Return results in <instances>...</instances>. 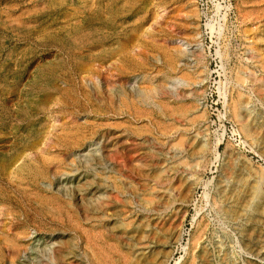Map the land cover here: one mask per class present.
Here are the masks:
<instances>
[{
	"label": "rangeland",
	"instance_id": "obj_1",
	"mask_svg": "<svg viewBox=\"0 0 264 264\" xmlns=\"http://www.w3.org/2000/svg\"><path fill=\"white\" fill-rule=\"evenodd\" d=\"M258 87L264 0H0V264H264Z\"/></svg>",
	"mask_w": 264,
	"mask_h": 264
},
{
	"label": "bare ground",
	"instance_id": "obj_2",
	"mask_svg": "<svg viewBox=\"0 0 264 264\" xmlns=\"http://www.w3.org/2000/svg\"><path fill=\"white\" fill-rule=\"evenodd\" d=\"M250 30V29H249ZM218 32V31H217ZM136 34V33H135ZM133 35V34H132ZM123 41H125V40H123ZM123 44V43H122ZM201 54V53H200ZM199 55V54H198ZM103 61V60H102ZM92 76V75H91ZM93 77V76H92ZM245 80V79H244ZM247 80V79H246ZM250 81H251V78H250ZM253 81V80H252ZM262 81V80H261ZM110 82V81H109ZM257 86V85H256ZM258 89H259V91L263 94V97H264V89H260V87H258ZM186 93V92H185ZM96 95V94H95ZM94 95V96H95ZM97 98V97H96ZM98 98H100V97H98ZM100 100V99H99ZM116 105V104H115ZM246 110V109H245ZM106 115V114H105ZM178 115V114H177ZM103 125V124H102ZM121 133V132H120ZM117 134V133H116ZM249 134V133H248ZM250 135V134H249ZM110 136V135H109ZM194 141V140H193ZM107 142V141H106ZM105 143V142H104ZM113 143V142H112ZM120 143V142H119ZM107 144V143H106ZM195 148V147H194ZM207 149V148H206ZM150 150V149H149ZM199 150V149H198ZM123 151V150H122ZM121 152V151H120ZM200 152H202V151H200ZM199 152V153H200ZM24 154V153H23ZM107 155H108V153H107ZM196 155V154H195ZM145 156V155H144ZM153 157V156H152ZM99 159V158H98ZM144 159V158H143ZM122 160V159H121ZM126 160V159H125ZM143 161V160H142ZM140 163V162H139ZM145 163V162H144ZM161 163V162H160ZM127 164V163H126ZM159 164V163H158ZM148 165V164H147ZM156 166H158L157 164H156ZM176 167V166H175ZM138 173V172H137ZM171 173V172H170ZM170 173H168V174H170ZM174 173V172H173ZM133 174H134V172H133ZM140 174V173H139ZM142 175H143V173H142ZM162 175V174H161ZM175 175H176V173H175ZM145 176V175H144ZM164 176V175H163ZM168 176V175H167ZM247 176V175H246ZM244 174H240V178L242 179V180H244L243 181V184L244 183H248L249 182V180H248V177H246ZM146 177V176H145ZM160 177V176H159ZM170 177V176H169ZM175 177V176H174ZM174 177H173V179H174ZM176 178V177H175ZM172 179V180H173ZM250 179V178H249ZM261 180V179H260ZM161 183L160 184H162L163 186L165 185L166 187L168 186V188L169 187H171V186H173L172 184H171V182H169L168 181V177H165V178H162V180L160 181ZM104 185V184H103ZM251 185V184H250ZM244 187V186H243ZM99 188V187H98ZM170 189V188H169ZM239 189H241V187L239 188ZM165 190V189H164ZM153 192V191H152ZM263 192V191H262ZM262 192L259 190V189H257V188H255V185L253 184L252 185V187L250 188V190H247L245 193H243L241 190H239V191H233V192H231V195L230 196H228V198L230 199V203H228L229 205H228V207H226L227 208V212H229L230 214H233V215H237V216H242V217H244V219L245 220H247V221H252V219H253V217H252V214L250 213V212H248V207L249 206H251V204H252V202H253V200L255 199V198H257V197H259L261 194H262ZM164 193V192H163ZM162 193V196L160 197V198H166V201H169L170 199V193H169V195L170 196H165L164 194ZM164 195V196H163ZM108 197V196H107ZM114 197V196H113ZM164 201V200H163ZM227 201V200H226ZM173 202V201H172ZM171 202V203H172ZM123 203V202H122ZM166 204V202H164V203H162L161 201L160 202H158L156 205L157 206H161V205H165ZM172 205H174V204H172ZM166 206V205H165ZM168 206V205H167ZM169 206H170V204H169ZM254 206V211L256 212V216H257V218L259 219L261 216H262V214L264 213V211H263V209L260 207V206H257V205H253ZM171 207V206H170ZM169 207H167V209H168ZM142 209V208H141ZM164 209V208H163ZM154 210H155V208H154ZM153 211V210H152ZM155 212V211H154ZM106 213V212H105ZM159 217V216H158ZM162 216H160L159 218H161ZM149 218V217H148ZM94 220V219H93ZM264 221V220H263ZM245 222V221H244ZM243 222V223H244ZM256 222V221H255ZM262 222V221H261ZM159 223H160V221L159 222H157L156 223V226H158L159 225ZM162 226H164V225H162ZM76 229H78V228H76ZM244 229V228H243ZM245 230H247V233H249L250 235L254 232V230H255V226L253 225V224H248L247 225V228L245 229ZM11 231V230H10ZM77 231V230H76ZM110 232V231H109ZM118 234V233H117ZM200 234V233H199ZM155 236V235H154ZM141 239V238H140ZM127 243H129V242H127ZM49 247V246H48ZM88 249V248H87ZM8 249H6V251H7ZM47 251V250H46ZM45 251V252H46ZM79 252H80V250H79ZM12 253V252H11ZM151 253V252H150ZM77 253H75V251H74V249H71V247H70V244L68 243V242H66V241H64L63 243H59V245L53 250V252H52V259H53V261H54V263L55 264H66V262L67 263H72L73 261H76V260H79V258H78V255H76ZM104 254V253H103ZM208 254V253H207ZM7 255H8V253H7ZM104 256V255H103ZM201 256H203V255H201ZM51 257V256H50ZM49 257V258H50ZM227 257V256H226ZM43 258V257H42ZM81 259V258H80ZM106 259V258H105ZM204 260V259H203ZM42 261V260H41ZM96 261V260H95ZM133 261V260H132ZM204 261H207L206 259L204 260ZM97 262V261H96ZM102 263V262H101ZM43 264H50V262L49 263H47L46 261L43 263ZM79 264H82V263H79ZM103 264V263H102Z\"/></svg>",
	"mask_w": 264,
	"mask_h": 264
}]
</instances>
